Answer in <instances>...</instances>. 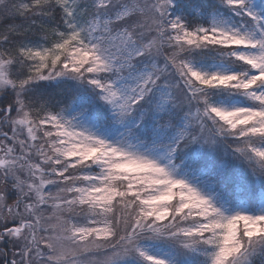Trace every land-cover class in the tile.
Wrapping results in <instances>:
<instances>
[{"label": "snow or ice", "instance_id": "6c2138e0", "mask_svg": "<svg viewBox=\"0 0 264 264\" xmlns=\"http://www.w3.org/2000/svg\"><path fill=\"white\" fill-rule=\"evenodd\" d=\"M0 264H264V0H0Z\"/></svg>", "mask_w": 264, "mask_h": 264}]
</instances>
